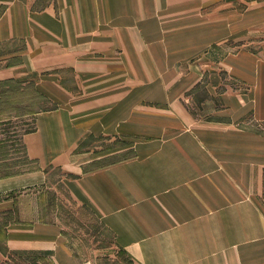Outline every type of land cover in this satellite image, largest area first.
<instances>
[{
	"label": "crops",
	"instance_id": "crops-1",
	"mask_svg": "<svg viewBox=\"0 0 264 264\" xmlns=\"http://www.w3.org/2000/svg\"><path fill=\"white\" fill-rule=\"evenodd\" d=\"M254 35L264 0H0V87L56 103L22 135L33 167L0 177L4 250L95 264L43 218L64 196L128 264H264V46L223 44ZM132 69L143 82L170 70L160 85L192 89L161 112L170 138L131 94Z\"/></svg>",
	"mask_w": 264,
	"mask_h": 264
},
{
	"label": "rangeland",
	"instance_id": "rangeland-1",
	"mask_svg": "<svg viewBox=\"0 0 264 264\" xmlns=\"http://www.w3.org/2000/svg\"><path fill=\"white\" fill-rule=\"evenodd\" d=\"M225 9V8H221ZM220 10V9H216ZM257 37V35H254ZM147 44L154 45L155 40H144ZM224 49L227 51H234L236 49L246 47L253 50H261L264 46V37L257 38H229L227 42L223 43ZM157 53L158 49H154ZM104 52V51H103ZM121 51H115L111 56L114 58H121ZM153 60L150 67H156L155 54L152 50ZM106 55V54H103ZM103 57V56H102ZM149 66V65H148ZM179 75L177 72H172L173 80L181 78V74L186 73L187 62L180 64ZM164 70V69H162ZM146 71V79L142 80V71L131 70V94L146 95V102L141 106H145L147 115L150 117L158 118L164 114V110L170 111L171 98L173 96H183L188 94L187 86H162L160 80L166 77L170 82L171 72L165 71ZM183 70V71H182ZM119 73V72H114ZM121 73V72H120ZM72 72L67 71L66 76L70 77ZM141 74V75H140ZM153 74V76H150ZM141 77V79L139 78ZM191 93L204 94V88L198 87ZM56 103L42 99L38 92L30 86L11 85L0 87V177L3 175L25 171L33 167V164L28 160L24 152L22 144V135L33 129V115L34 113L52 108ZM162 112V113H161ZM162 122L168 123V126L163 125V137H171L170 125L171 116L166 114L162 118ZM152 128L158 132V124H152ZM132 152V151H131ZM40 194L46 192L39 190ZM35 197L39 194L34 192ZM48 195V194H47ZM25 200V199H24ZM42 200V199H41ZM53 201V200H52ZM58 207L50 214L42 215L26 214L21 218H48V220H60L64 223L68 230L69 237L73 242L74 248L82 255L99 258L95 264H128L126 257L119 252L116 248L112 247L111 238L107 231L101 229L100 225L88 215V213L76 207L70 200L62 196L57 201ZM31 215V216H30ZM1 222V219H0ZM44 262V261H43ZM37 258L12 254L4 250L3 239L0 231V264H47Z\"/></svg>",
	"mask_w": 264,
	"mask_h": 264
},
{
	"label": "trees",
	"instance_id": "trees-1",
	"mask_svg": "<svg viewBox=\"0 0 264 264\" xmlns=\"http://www.w3.org/2000/svg\"><path fill=\"white\" fill-rule=\"evenodd\" d=\"M16 173H17V172H16ZM11 174H15V173H11ZM11 174H7V175H11ZM7 175H3V176H1V177L7 176Z\"/></svg>",
	"mask_w": 264,
	"mask_h": 264
}]
</instances>
